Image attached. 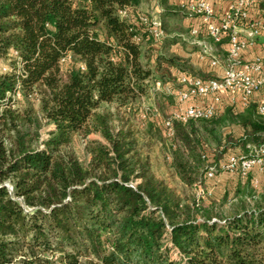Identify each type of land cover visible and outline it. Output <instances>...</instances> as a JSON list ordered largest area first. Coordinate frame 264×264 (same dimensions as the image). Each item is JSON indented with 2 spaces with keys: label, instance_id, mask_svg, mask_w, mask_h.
Wrapping results in <instances>:
<instances>
[{
  "label": "trees",
  "instance_id": "obj_1",
  "mask_svg": "<svg viewBox=\"0 0 264 264\" xmlns=\"http://www.w3.org/2000/svg\"><path fill=\"white\" fill-rule=\"evenodd\" d=\"M170 1L157 0L166 39L153 71L146 34L134 41L142 0H0V59L10 68L0 73V264H264V193L250 177L228 211L183 196L156 177L121 116L155 76L214 78L171 51L194 25L183 26L188 15ZM261 99L173 124L172 166L186 186L214 162L205 143L264 144ZM229 124L244 131L237 141L221 133ZM144 126L151 142L170 143L163 119ZM76 137L87 140V164L71 149Z\"/></svg>",
  "mask_w": 264,
  "mask_h": 264
},
{
  "label": "built area",
  "instance_id": "obj_2",
  "mask_svg": "<svg viewBox=\"0 0 264 264\" xmlns=\"http://www.w3.org/2000/svg\"><path fill=\"white\" fill-rule=\"evenodd\" d=\"M228 1L227 10L220 16L207 0H186L179 5L188 19L194 18L200 22L192 27L189 34L196 40L192 45L198 48L200 60L207 62L211 69L224 70L222 76L208 80L177 72L175 75L179 88L166 84L164 91L175 98L176 108L166 118L157 109H154V113L156 119H163L165 127L169 129L167 140L170 143L175 138V122L187 124L190 121L211 119L225 104L234 106L241 103L246 107L257 94L262 96L259 112L264 115V55H257L249 62L244 61V55L260 45L259 41H264V12L260 8V0ZM120 16L131 19L128 10L121 11ZM139 24L142 32L135 36L136 43H141L142 35L146 34L156 44H164L166 35L160 17L140 15ZM224 38L228 42L224 46L223 55L218 45ZM157 88H162L161 83H157ZM149 111L146 109L142 113L143 120L147 119ZM220 169L230 174L238 173L242 179L248 178L254 169L263 172L264 144L253 146L249 156L229 157L220 165ZM216 173L215 165L207 167L204 179L211 180Z\"/></svg>",
  "mask_w": 264,
  "mask_h": 264
},
{
  "label": "rangeland",
  "instance_id": "obj_3",
  "mask_svg": "<svg viewBox=\"0 0 264 264\" xmlns=\"http://www.w3.org/2000/svg\"><path fill=\"white\" fill-rule=\"evenodd\" d=\"M151 1L152 0H142L143 3L138 10L141 17L146 16L159 18L161 9L158 7L156 8V6ZM171 1L176 5H180L181 2L186 0ZM132 19V21H134V18ZM136 19H138V22H140V17H136ZM190 20H192L193 23L197 22V20L194 18H187L185 21L187 23L190 22ZM193 41L196 40H193L191 36L190 38L186 37L182 40L180 38L178 39V44L172 45L170 49L176 55H179V53L183 55H193L198 51V48L196 46L191 45ZM142 44L144 51L148 50V47L151 46L149 55L144 60V63L148 65V69L154 71L156 66L155 59L159 53L164 52L165 44L158 45L154 42V40L148 38H146V40ZM259 44L263 43L259 41ZM261 50L263 51V48H261ZM9 69V63L0 59V73H7L9 72ZM221 70H224V68H222ZM175 74L176 72L174 73V75L172 74V76L167 75V77L163 78H161L160 76H155L157 78L150 79L148 81V94L143 98L136 100L134 103H131L127 108H121V116L123 115L126 119L133 120L135 131L140 140V143L143 145L142 150L151 160L153 172L156 177L167 182L171 187L175 188L183 196H189L197 199L201 198L205 203H215L218 206H222L225 211H228L230 207L229 203L233 200L232 197H234L235 192L241 187H246L248 178L242 179V177L238 173L230 174L222 172V170L220 169V165L222 163L224 164L225 161L231 156H249L253 149V145H248L246 149L233 147L234 142L229 143V139H226L225 142L222 141L221 144L213 143L214 146H210L208 143H205L204 146L206 150L203 149L204 151H202V155L205 154V160H208V158H210L215 163L213 162V164H211L206 162L203 170L204 173L201 178L202 181H200L198 185H195L194 187H188L181 181L172 166V152L171 150H169L171 147L170 144L172 143H164L160 140L151 142L149 135H146V133L144 132V125H146L147 123H152L154 122V120H156L154 109H157L162 117L168 115V111L170 112L168 106H171L174 103L175 98L173 96H168L164 91V87L166 86V84H170L172 88H179V84L176 81ZM157 83H161V89L157 88ZM106 108L113 113L117 111L116 105H107ZM173 108H176V106ZM146 109H150V114L145 122L141 115ZM119 126L120 119L116 117L114 127L118 128ZM47 128L48 127H46V129ZM221 133L224 138L231 136L233 137V141H237L243 136L244 131L238 125L229 124L226 128L222 129ZM43 135L45 137L46 133L44 132ZM90 139L103 141V139L99 135H91ZM249 146L251 148H249ZM71 149L83 162H85L86 164L89 162L90 156L87 153V140L81 137H76L71 146ZM213 165H215L217 170L215 177L211 180L204 179L207 167ZM254 171H256V169H254L250 173V182L248 181L251 188L253 189L252 192L256 191L257 193H264V180H262L258 176H254ZM253 203L254 202H252V204Z\"/></svg>",
  "mask_w": 264,
  "mask_h": 264
},
{
  "label": "crops",
  "instance_id": "obj_4",
  "mask_svg": "<svg viewBox=\"0 0 264 264\" xmlns=\"http://www.w3.org/2000/svg\"><path fill=\"white\" fill-rule=\"evenodd\" d=\"M155 6L156 8H160L157 0H152L151 1ZM172 4H174L172 1H170ZM209 2L213 5L216 13L218 16H220L222 14V12L226 11L228 6H229V1L228 0H209ZM264 2V0H260V5L261 3ZM153 5V6H154ZM176 5V4H175ZM179 6V5H178ZM261 10L264 12L262 6L260 7ZM161 9V8H160ZM158 11V9H157ZM159 17L161 18V15H162V9H161V13H159ZM189 23V24H188ZM200 22L197 21L196 23H193L192 20H190V22H187L185 21V26L188 27L190 24H193V25H198ZM188 24V25H187ZM190 38V35L189 34H186L184 36L181 37V40L184 39V38ZM262 43H264V41H261ZM178 44V43H177ZM192 45V43H191ZM194 46V45H192ZM224 48V47H223ZM261 48H264V45L260 44L258 46H256L255 48H253L251 51H248L245 55H244V61L245 62H249L251 60H253L255 58V56L257 55H264V51L261 50ZM264 50V49H263ZM178 56H181L183 58H187V59H190L191 62L198 68L202 71V73L204 74H207V75H210L212 77H220L222 76L223 74V70L221 69H211L209 66H208V63L207 62H204V61H201L200 58H199V54H198V51L193 54V55H183V54H180ZM253 175L254 176H258L260 177L262 180H264V171L260 172L258 171V169H256V171L253 172ZM244 182V181H243Z\"/></svg>",
  "mask_w": 264,
  "mask_h": 264
}]
</instances>
